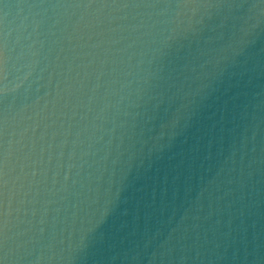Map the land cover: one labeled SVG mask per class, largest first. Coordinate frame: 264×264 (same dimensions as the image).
<instances>
[{"label":"water","instance_id":"obj_1","mask_svg":"<svg viewBox=\"0 0 264 264\" xmlns=\"http://www.w3.org/2000/svg\"><path fill=\"white\" fill-rule=\"evenodd\" d=\"M5 2V264H264V0Z\"/></svg>","mask_w":264,"mask_h":264},{"label":"snow or ice","instance_id":"obj_2","mask_svg":"<svg viewBox=\"0 0 264 264\" xmlns=\"http://www.w3.org/2000/svg\"><path fill=\"white\" fill-rule=\"evenodd\" d=\"M0 5H2L3 9H7L11 6H18V5H11L6 3L5 0H0ZM7 13H3V17H6ZM7 78V67H6V60L4 59L3 49L0 46V97H2L6 91L7 87L4 84V81ZM6 157L3 160H0V197H3L5 194L3 189L6 187V183L3 179L5 172L4 169L6 168ZM0 206H2V201H0ZM4 214L0 212V248L4 246V242L6 241V229H7V220L3 218ZM7 259L6 256H0V264H5V260Z\"/></svg>","mask_w":264,"mask_h":264}]
</instances>
